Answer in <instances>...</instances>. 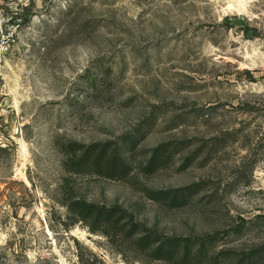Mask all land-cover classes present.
<instances>
[{
	"label": "rangeland",
	"instance_id": "1",
	"mask_svg": "<svg viewBox=\"0 0 264 264\" xmlns=\"http://www.w3.org/2000/svg\"><path fill=\"white\" fill-rule=\"evenodd\" d=\"M0 18V264H264V0H0ZM69 141L117 142L128 171L73 172ZM131 228L189 249L155 259Z\"/></svg>",
	"mask_w": 264,
	"mask_h": 264
},
{
	"label": "trees",
	"instance_id": "2",
	"mask_svg": "<svg viewBox=\"0 0 264 264\" xmlns=\"http://www.w3.org/2000/svg\"><path fill=\"white\" fill-rule=\"evenodd\" d=\"M117 142H92L90 144L67 142L66 148L69 153V157L66 162L70 166L73 172H93L98 175H104L106 177H117L125 174L128 171L127 164L119 156ZM1 148V147H0ZM192 186H188L184 190H189ZM180 191V190H179ZM68 208L74 215L78 216V220H87L92 218V222H96L100 226L105 228H115L118 224V217L115 216L120 210L116 207L107 209L97 205L70 202ZM140 226L138 224L132 225V227ZM67 229V227H63ZM122 229V227L120 228ZM145 232L137 239L139 246L148 248L155 244L153 254L155 259L171 258L174 254V250L179 247L180 242L184 243L186 251L189 249V238H164L158 239L156 233L151 231H144L133 229L127 231L129 236L135 233ZM160 241V243H158ZM202 244V242H201Z\"/></svg>",
	"mask_w": 264,
	"mask_h": 264
},
{
	"label": "built area",
	"instance_id": "3",
	"mask_svg": "<svg viewBox=\"0 0 264 264\" xmlns=\"http://www.w3.org/2000/svg\"><path fill=\"white\" fill-rule=\"evenodd\" d=\"M1 24H2V19L0 18V27H1ZM3 48H6V46H3L0 44V53L3 51Z\"/></svg>",
	"mask_w": 264,
	"mask_h": 264
}]
</instances>
